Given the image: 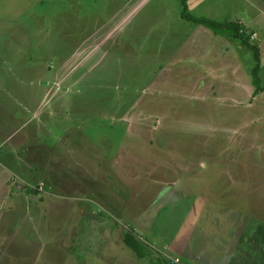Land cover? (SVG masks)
I'll return each mask as SVG.
<instances>
[{
	"label": "rangeland",
	"instance_id": "obj_1",
	"mask_svg": "<svg viewBox=\"0 0 264 264\" xmlns=\"http://www.w3.org/2000/svg\"><path fill=\"white\" fill-rule=\"evenodd\" d=\"M142 1L131 0L125 15L113 0L25 2L18 14L26 16L2 28L0 95L30 111L18 108L15 127L2 131L7 144L0 138V264H148L125 245L126 231L175 264L159 230L166 221L173 233L174 216L156 223L160 239L141 227L162 204L173 206L168 185L186 198L185 184H213L216 196L198 186L186 200L210 196L207 208L221 220L237 209L264 222V93L252 98L253 52L239 40L223 52V37L181 19L179 0ZM241 1L215 19L237 21L260 44L264 86V15L254 28V10ZM194 5L193 15L213 16ZM93 47L103 55L91 60ZM162 166L174 171L172 184H160ZM235 167L236 199L221 192L223 171Z\"/></svg>",
	"mask_w": 264,
	"mask_h": 264
},
{
	"label": "crops",
	"instance_id": "obj_2",
	"mask_svg": "<svg viewBox=\"0 0 264 264\" xmlns=\"http://www.w3.org/2000/svg\"><path fill=\"white\" fill-rule=\"evenodd\" d=\"M36 1L37 0H34V1L33 0H0V23L3 24L0 26V33L3 32L2 28L7 27L6 23L13 24L15 23V18L17 16H18V19L20 15H22V17L26 16V14H18L24 9L23 7L28 8V5L25 2L34 3ZM229 1H232V2L234 1L233 4L231 5H236V8H237V5L239 4L238 2L239 0H227L226 2H224L223 0H219L218 3L215 0H189L188 5H189V9L194 13L195 12L193 10V6L195 7L194 4L199 5L200 3L201 4L203 3L204 6L202 8V11H203L202 14L213 15V16H209V17L198 16V17H206L212 20H216L215 19L216 15L223 10V5L226 4L225 5L226 7L230 6V4H228L230 3ZM113 2L114 4L112 7V10L113 9L118 10V13L116 15H119L120 13H123V15H125L130 11L131 0H122V1L113 0ZM242 2L245 3L246 7H249L251 8V10H254L253 11L254 14L251 15V16H254L251 18V23H252L251 25L254 28H259L255 24H257L258 22V17L261 14L264 15L263 13L264 0H243L241 1V3ZM141 3H144V0ZM141 3L138 5V7H141L143 5ZM126 7H128V10L126 9ZM203 9L207 11L204 12ZM194 16L197 17L196 14ZM219 22H223V21H219ZM234 22H237V21H234ZM191 24H195V23H191ZM199 27H201L202 30H205L207 32L208 31L212 32L206 27H203L200 25ZM98 29L99 28H97V30ZM258 31H260V29H258ZM215 36H219V35H215ZM223 38L224 40L222 41L223 42L222 48H224L225 50H222V51L226 52V50L229 49V46H231L232 43L230 42V40L228 41V39H226L225 37ZM22 43H27L28 45H31L32 38ZM184 46L186 45H183V47ZM106 47L108 46L106 45ZM93 48H95L93 50L94 56L93 55L91 56V60H93V58L97 59L99 55L101 56L103 55V53L100 54L101 51L98 47H93ZM109 54H110L109 52H106L105 55H107L108 57ZM8 74H9V70H4L3 75L7 76ZM249 87H251V85H249ZM3 88L5 90L4 91L5 94H7L8 91H10L11 93V90H10L11 88L9 86L3 85ZM241 88L244 91L243 85H241ZM245 91L248 93L250 92V89L246 86ZM263 93L264 92H262L261 94ZM45 95H46V92L44 96ZM259 95H256V96H259ZM256 96H254V91H253L252 98H255ZM11 98L14 102V105H11L10 107L7 103H5L4 96L0 95V100H1L0 109L2 113V115H0V125L1 124L4 125L2 128H0V138L5 144H7L6 143L7 141H4L5 138L3 136L2 131H6L5 126H12L13 128L15 127L14 126L15 123L12 119L13 113L16 112L18 108L26 109L27 111L29 109V106L24 104L18 98L14 97L13 95L11 96ZM45 101L47 100L45 99ZM252 102L253 100L249 102V104H251ZM34 120H35V117L31 118L30 121H27V122L25 121V122L26 124H28L27 126H29L30 123L34 122ZM4 160H6V158L3 159V161ZM26 166L27 165H23L24 168H26ZM161 168H164V171L168 172V174H166L167 176L160 177V184H163V179L165 177H168L169 179L166 181V183L172 184L173 179H171V177H173L174 171L167 167L165 168V166H162ZM20 169L21 168H19L17 172H20L21 171ZM238 171L239 170H237L236 167L232 170L223 171L222 176L226 177L228 181L226 185H222L221 183V187H222L221 189H224L221 192L224 195H227L228 193H232V196L235 199H236L235 192L237 191V189L235 188V185L234 186L232 185V178L234 179V177L233 176L231 177V174L236 173ZM213 180H214L213 183H215L217 178L214 177ZM0 185L1 186L4 185V180L2 177L0 178ZM212 185L213 184L208 185L206 183L205 185H202V183H200V185H193L192 182L189 183V185L185 184V186L188 187V191L186 192L190 193L189 196H191L194 193V189L196 187L200 186L199 190L206 188V190L209 191V195L211 197L216 196V195H213L214 192L210 193ZM214 185L216 187L220 186L219 182ZM182 187H184V185ZM168 188L169 189L168 191H166L167 192L166 194H169V197L172 196L170 200L173 206L168 205L166 203L162 204V207L159 209L158 216L154 219V221H151L149 219L148 221H146V224H145L144 222L145 220H142L141 227L145 229L147 234L149 235L151 234L157 240V239H160V237L157 231L155 230L156 223L159 226L160 223L162 222L161 218L163 221H165L166 219L164 218L174 216L172 219H167L169 222H173L172 223L173 228H174L173 233L171 232V227H170L171 223H166V221H165V224L163 225V228L161 227V229L159 228V230L161 231V233H163L164 239L167 240V244H168L167 247L170 248V250L173 252V254L176 257H180V259L185 260L186 262L190 264H254L253 260H257V258H258L257 260L258 262L260 261L264 262V234H262L263 232L262 230L264 228V222H262L258 217H253V215H251V217L244 219L243 216L241 215L242 214L241 211H238L237 209L229 208V207L234 208L236 207V205H233V206L228 205V206H224L223 210L226 211L230 209L229 214H226L225 219L221 220L219 217L217 218L214 210H212L209 207L207 208L208 206L207 202H209L208 199L210 196L206 199H205V196L201 199L198 197V199H196L197 201L194 202L193 205H190L188 200H186L189 198V196L185 198L179 195L182 189H179L178 187L176 188L170 187L169 185H168ZM212 188H215V187H212ZM157 194H158V199H160L163 202L162 197L164 193L160 191L156 193V196ZM166 212H167V215L165 216ZM204 212L207 213L205 217H207L208 221L210 222L209 226L212 227L211 230H208V228H205L199 221V217L202 214L205 215ZM179 215H183V218L181 219V216ZM187 216H189V219L187 221H184V217H187ZM252 218H257L258 220L253 221ZM243 223H244V226H243ZM141 231L143 234L142 229ZM123 240H124V236H123ZM150 240L152 239L150 238ZM142 243L150 251V256L146 257L148 264H150L152 260L153 261L159 260L158 258H155L153 256V250L151 249L152 246L148 242L142 241ZM258 264H264V263L260 262Z\"/></svg>",
	"mask_w": 264,
	"mask_h": 264
},
{
	"label": "trees",
	"instance_id": "obj_3",
	"mask_svg": "<svg viewBox=\"0 0 264 264\" xmlns=\"http://www.w3.org/2000/svg\"><path fill=\"white\" fill-rule=\"evenodd\" d=\"M189 0H180L182 5L181 18L186 22H191L198 24L200 26L206 27L211 30L215 35L225 37L228 40H239L242 45L246 46L253 52V58L255 61V67L252 69V84L255 86L254 96L264 92V87L261 84V78L259 76L261 70V56L259 45L250 42V37L245 34L242 25L238 22L227 21L219 22L206 17H196L189 9ZM124 243L130 248L139 259H144L150 256V251L145 247V245L138 240L131 232H126L124 234ZM165 263L163 260L151 261L150 264H161ZM166 264V263H165Z\"/></svg>",
	"mask_w": 264,
	"mask_h": 264
},
{
	"label": "built area",
	"instance_id": "obj_4",
	"mask_svg": "<svg viewBox=\"0 0 264 264\" xmlns=\"http://www.w3.org/2000/svg\"><path fill=\"white\" fill-rule=\"evenodd\" d=\"M179 260L180 259H177L176 261H174L175 264H178L179 263ZM181 262V261H180ZM181 264V263H180Z\"/></svg>",
	"mask_w": 264,
	"mask_h": 264
}]
</instances>
